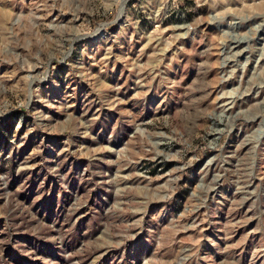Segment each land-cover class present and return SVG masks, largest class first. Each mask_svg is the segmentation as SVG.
I'll list each match as a JSON object with an SVG mask.
<instances>
[{"label":"rangeland","instance_id":"374dc122","mask_svg":"<svg viewBox=\"0 0 264 264\" xmlns=\"http://www.w3.org/2000/svg\"><path fill=\"white\" fill-rule=\"evenodd\" d=\"M0 264H264V0H0Z\"/></svg>","mask_w":264,"mask_h":264}]
</instances>
